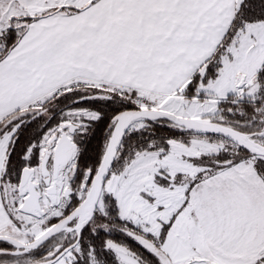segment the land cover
Wrapping results in <instances>:
<instances>
[{
  "label": "snow or ice",
  "instance_id": "1",
  "mask_svg": "<svg viewBox=\"0 0 264 264\" xmlns=\"http://www.w3.org/2000/svg\"><path fill=\"white\" fill-rule=\"evenodd\" d=\"M0 264H264V0H0Z\"/></svg>",
  "mask_w": 264,
  "mask_h": 264
}]
</instances>
